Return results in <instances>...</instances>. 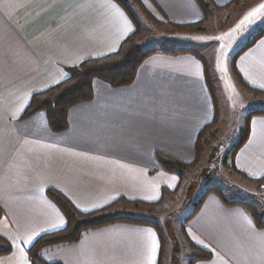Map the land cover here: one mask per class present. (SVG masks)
Listing matches in <instances>:
<instances>
[{
  "label": "crops",
  "instance_id": "1",
  "mask_svg": "<svg viewBox=\"0 0 264 264\" xmlns=\"http://www.w3.org/2000/svg\"><path fill=\"white\" fill-rule=\"evenodd\" d=\"M133 1L159 23L203 17L197 0ZM211 1L221 7L233 0ZM130 12L114 0H0V237L12 247L0 264H30L25 249L66 226L48 189L82 212L118 199L152 203L163 198V187L173 192L179 184L155 153L194 159L197 135L213 120V102L197 50L170 40L146 45L156 51L131 84L93 79V97L68 109L67 129L53 131L42 111L20 118L33 93L68 76L66 67L116 51L135 30ZM176 49L190 51L165 52ZM235 67L245 83L264 90V35ZM234 164L251 178L264 177L263 115L250 119ZM185 231L212 253L194 264H264V227L216 193L204 197ZM159 249L153 226L117 222L45 246L39 257L58 264H158Z\"/></svg>",
  "mask_w": 264,
  "mask_h": 264
},
{
  "label": "rangeland",
  "instance_id": "2",
  "mask_svg": "<svg viewBox=\"0 0 264 264\" xmlns=\"http://www.w3.org/2000/svg\"><path fill=\"white\" fill-rule=\"evenodd\" d=\"M126 3L137 20L139 29L135 37L141 45L162 46L170 40L197 50L195 53L206 62L208 81L217 102L214 125L204 134L205 150L184 170L179 191L164 196L157 203L119 201L108 209L110 213L128 212L153 220L165 238L162 264H188L190 248L180 226L205 188H214L227 199L245 203L264 218V184L247 181L233 173L229 159L222 162L231 144L245 129L248 111L255 106L264 107V97L249 92L230 67L236 50L264 26V9L245 19L264 4V0H233L224 8H209L199 28L185 29L169 22H157L133 0H126Z\"/></svg>",
  "mask_w": 264,
  "mask_h": 264
},
{
  "label": "trees",
  "instance_id": "3",
  "mask_svg": "<svg viewBox=\"0 0 264 264\" xmlns=\"http://www.w3.org/2000/svg\"><path fill=\"white\" fill-rule=\"evenodd\" d=\"M114 1L125 7L127 10H129V12L131 11L128 4L126 3V0H114ZM197 1L203 11V17L201 20L195 23H187V24L171 23V24L179 29L180 28L185 29L186 27H190V26L199 28L200 25H202L205 22L206 15L209 12L208 11L209 8H215V9L224 8L232 2L231 1L221 7L219 6L217 7L212 3L211 0H197ZM130 13H132V17L135 22V30L121 42L120 46L116 51L103 56L90 57L84 59L78 65L66 67L68 76L51 87L33 93L30 97L29 103L25 107L20 118L24 119L36 112L42 111L45 113L47 123L53 131L56 132L63 131L68 127V121H67L68 109L72 105L90 100L93 97V89H92L93 79L98 78L100 80H103L109 83L112 87H121L131 84L135 79L139 65L145 60L146 57L155 53L156 50L148 46L141 45L136 41L135 35L139 29V26L133 12L131 11ZM263 35H264V26L256 30V32L253 35H251L247 39V41H245V43L242 44L236 50V52L232 55L231 64H230L231 70L235 75V77L238 79V81L247 90H249V92L262 97H264V90L249 86L241 79L235 67V61L241 53H243L245 50L251 47L256 42V40ZM165 52L175 54L183 51H165ZM193 53L197 57L202 58L201 56H199V54L195 52ZM202 61L205 65L204 70H205L206 82L209 87L213 102L214 117L213 120L207 125H205L198 133L195 141V157L191 162L186 163L184 161H181L177 158H174L160 151H157L155 153V156L161 167L165 171L176 174L179 177V184L173 192H170L165 187H163L162 190L163 197L168 194H173L181 188L182 176L184 170L189 168L194 162H196V159L205 150L206 139H204V134L205 133L207 134V132H209L212 125H214V121L216 119L217 102L214 97L211 85L209 84L208 81L206 62L203 58ZM259 115L264 116V107L255 106L248 111L246 115L245 129L242 130L239 138L234 143L231 144L229 148L230 152L225 153V155L222 158V162L226 163L227 160L229 159L231 165L230 168L233 171V173H235L236 175L242 177L247 181L264 184V177L251 178L245 175L244 173L240 172L235 167L234 164V158L236 152L245 143V141L248 138L250 119L253 116H259ZM210 192L219 195L222 201L226 205H242L250 212L256 226L264 227V218L262 217V215L260 216L259 213L254 211L245 203L227 199L225 196H223L219 191H217L214 188H205L202 191L200 197L198 198L195 206L185 215L184 223L180 226V228L182 229L183 238L187 246L190 248V259L188 261V264H194L196 261L199 260H208L212 257V253L210 251L192 243L185 231V224L193 216V214L196 213L204 197ZM47 195L61 209V211L66 217L67 224L62 229L40 235L33 241V243L29 247L25 249L28 258L30 260V264H58V263H48L42 260L39 257L40 250L45 246L53 245L56 243L77 241L81 238V235L86 230L102 227L117 222L146 224L153 226L157 230L159 236V242H160L158 264H162L161 257L163 253V248L165 247V238H163L161 231L159 230V228L157 227V225L153 220L146 219L144 217L142 218L139 216H135L134 214L128 212L110 213L108 211V209L117 202L127 201V200L118 199L112 204L102 207L100 209L82 212L77 210L65 196H63L61 193H59L54 189H48ZM161 200L162 197L160 200L156 202H152V203L144 202V203L153 204L160 202ZM11 250H12L11 244L4 238L0 237V256L11 252Z\"/></svg>",
  "mask_w": 264,
  "mask_h": 264
},
{
  "label": "snow or ice",
  "instance_id": "4",
  "mask_svg": "<svg viewBox=\"0 0 264 264\" xmlns=\"http://www.w3.org/2000/svg\"><path fill=\"white\" fill-rule=\"evenodd\" d=\"M261 9H264V4L260 5L259 8L250 12L248 14V16L245 17V19L247 20L249 17H254L258 12H260ZM129 30H131V29H129ZM64 223H65V221L63 220V218H61L60 219V225H63ZM56 226H58V225H53V227H56ZM29 239H31V237ZM155 247H156L155 242H153V245H152L153 252L155 251Z\"/></svg>",
  "mask_w": 264,
  "mask_h": 264
}]
</instances>
